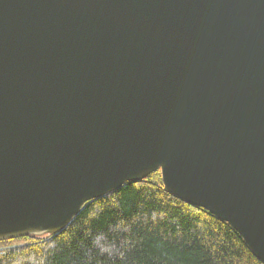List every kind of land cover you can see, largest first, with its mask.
<instances>
[{
	"label": "water",
	"instance_id": "95a60500",
	"mask_svg": "<svg viewBox=\"0 0 264 264\" xmlns=\"http://www.w3.org/2000/svg\"><path fill=\"white\" fill-rule=\"evenodd\" d=\"M156 172L264 263V0H0V243Z\"/></svg>",
	"mask_w": 264,
	"mask_h": 264
},
{
	"label": "trees",
	"instance_id": "16d2710c",
	"mask_svg": "<svg viewBox=\"0 0 264 264\" xmlns=\"http://www.w3.org/2000/svg\"><path fill=\"white\" fill-rule=\"evenodd\" d=\"M0 264H264L226 222L168 193L160 172L85 205L61 233L0 243Z\"/></svg>",
	"mask_w": 264,
	"mask_h": 264
}]
</instances>
